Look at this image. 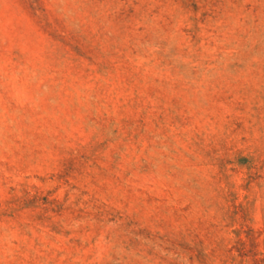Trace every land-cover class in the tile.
I'll return each instance as SVG.
<instances>
[{
	"label": "rangeland",
	"instance_id": "374dc122",
	"mask_svg": "<svg viewBox=\"0 0 264 264\" xmlns=\"http://www.w3.org/2000/svg\"><path fill=\"white\" fill-rule=\"evenodd\" d=\"M0 264H264V0H0Z\"/></svg>",
	"mask_w": 264,
	"mask_h": 264
}]
</instances>
